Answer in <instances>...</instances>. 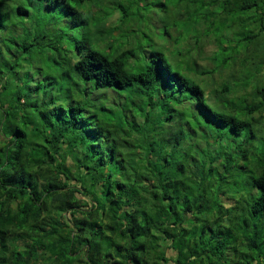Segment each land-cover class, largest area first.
Returning <instances> with one entry per match:
<instances>
[{
    "label": "trees",
    "instance_id": "trees-1",
    "mask_svg": "<svg viewBox=\"0 0 264 264\" xmlns=\"http://www.w3.org/2000/svg\"><path fill=\"white\" fill-rule=\"evenodd\" d=\"M94 1L0 0V264H264V0H177L185 69Z\"/></svg>",
    "mask_w": 264,
    "mask_h": 264
},
{
    "label": "rangeland",
    "instance_id": "rangeland-1",
    "mask_svg": "<svg viewBox=\"0 0 264 264\" xmlns=\"http://www.w3.org/2000/svg\"><path fill=\"white\" fill-rule=\"evenodd\" d=\"M25 1L27 2V0ZM98 1L99 0H95L94 2L86 4V14L91 10H96L97 7L98 12H96V16L98 18L105 19L104 23H107L106 27L117 25L119 15L116 14L115 16H113L114 13H110L114 9V7L117 8L114 0H100V2ZM148 1L149 4L152 3L153 5L157 4L160 0ZM176 1L177 0H162V2L167 3V10L165 9V7L157 9L151 5V11L147 14L146 18L144 19L145 22L140 21L138 23V28H140V31H146L148 34L152 32L151 34L154 35L156 47L162 50L163 52H166L165 54L168 62L174 64L177 62L178 64H180V60L182 63V68L185 69L187 68V64L189 63V59L185 57V54L189 51V43L193 41V39L195 38V34L193 33L192 28L189 30L184 29V22L179 19V12L177 10L178 8L176 5L177 3H175ZM63 21L65 22V19L60 20L61 23H63ZM83 21L86 22V19L84 18ZM114 35H118V32H115ZM141 37L143 39V42H145V39L146 41L151 40L149 36H146V38H144L143 35H141ZM213 42L210 44V46H205L204 48L202 47V50H205V58H203L202 60V53H198L196 50H194L193 56L200 63V67H211L212 65L214 66V64L210 61V58L214 56V54L212 53L214 49H216L217 44ZM217 80L218 82H220L218 78ZM238 191L239 189L236 188V192H234L236 194L232 193V196L234 197L232 198L236 200V202L240 198V194H237ZM224 199H226L232 204L234 203V200L231 198ZM235 217L237 218V225H239V212L235 214Z\"/></svg>",
    "mask_w": 264,
    "mask_h": 264
}]
</instances>
